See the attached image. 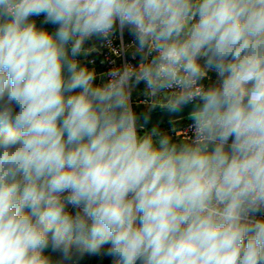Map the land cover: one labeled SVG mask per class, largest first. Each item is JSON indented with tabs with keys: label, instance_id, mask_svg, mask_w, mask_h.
Returning a JSON list of instances; mask_svg holds the SVG:
<instances>
[{
	"label": "clouds",
	"instance_id": "obj_1",
	"mask_svg": "<svg viewBox=\"0 0 264 264\" xmlns=\"http://www.w3.org/2000/svg\"><path fill=\"white\" fill-rule=\"evenodd\" d=\"M117 29L141 62L98 85L76 57ZM141 82L190 142L138 132ZM258 213L264 0H0V264H264Z\"/></svg>",
	"mask_w": 264,
	"mask_h": 264
},
{
	"label": "built area",
	"instance_id": "obj_2",
	"mask_svg": "<svg viewBox=\"0 0 264 264\" xmlns=\"http://www.w3.org/2000/svg\"><path fill=\"white\" fill-rule=\"evenodd\" d=\"M125 30L126 29H117L107 39H98L100 58L99 60L93 57L90 59L91 67L95 68L98 62L102 65V71L100 73L104 74L106 82L111 78L109 73L113 69L120 68L125 64L136 66L141 62V60H139L140 53L137 52L135 48V38L132 34L127 37ZM141 83L144 86V94L138 100L133 97L131 91L130 102L133 110L135 106L149 107L148 102H150V97L146 95V88L144 83ZM202 83H204L205 86L208 85L204 81H202ZM191 124V118H188L178 127H176L171 134L181 143L190 142L193 136V129L191 128ZM66 211L71 214H75V212L73 211V206L71 205L66 206ZM257 218H264V214L258 213Z\"/></svg>",
	"mask_w": 264,
	"mask_h": 264
},
{
	"label": "trees",
	"instance_id": "obj_3",
	"mask_svg": "<svg viewBox=\"0 0 264 264\" xmlns=\"http://www.w3.org/2000/svg\"><path fill=\"white\" fill-rule=\"evenodd\" d=\"M33 19H35L38 27H43V28L47 29L49 32H54L53 25H51V24H43V19H44L43 16L34 17ZM125 33H126L127 37H129L131 35V33L127 29L125 30ZM139 60H141V54L139 56ZM204 82H206L208 84L207 78L204 80ZM156 109H159V107L156 108ZM134 110H135L136 113H147V112L153 111V110H150L149 107H141V106H135ZM187 119H185V120H187ZM185 120H183L181 122H178V123L170 122V123H165V124H161V125L151 126L148 131L141 130V131H138V132H140V134L143 135V134H145L147 132H151L153 129H158L160 132L168 134L172 138L173 142L181 143L171 133L176 127H178L180 124H182ZM107 247L108 246L105 245L101 249L100 253H95V254L87 252V251H84L82 254H79L80 255V259H79L78 264H113L112 258L110 256H107V255L103 254L104 249H106ZM45 253H46V255H50L53 260H55V259H57L59 257V253L58 252H53L51 250V245L49 246L48 249L45 250ZM138 264H139V262H138Z\"/></svg>",
	"mask_w": 264,
	"mask_h": 264
},
{
	"label": "crops",
	"instance_id": "obj_4",
	"mask_svg": "<svg viewBox=\"0 0 264 264\" xmlns=\"http://www.w3.org/2000/svg\"><path fill=\"white\" fill-rule=\"evenodd\" d=\"M84 48L87 50L86 53H82L79 55V63L83 67H87L89 70H94L96 74L95 83L98 85L106 83V79L104 74L100 73L102 71V65L98 62L97 65L94 67L90 66V59L96 58L99 60L100 58V51L98 47V39L93 37L92 39L85 42ZM208 84L213 83L217 80V74L213 71L208 72ZM132 95L133 97L138 100L144 94V86L142 83L136 85L132 88Z\"/></svg>",
	"mask_w": 264,
	"mask_h": 264
},
{
	"label": "water",
	"instance_id": "obj_5",
	"mask_svg": "<svg viewBox=\"0 0 264 264\" xmlns=\"http://www.w3.org/2000/svg\"><path fill=\"white\" fill-rule=\"evenodd\" d=\"M53 29L55 31L54 25ZM76 59L79 61V56L76 57ZM190 111V108H185L182 113H171L164 108H159L147 113H137V115L140 119V123L144 125V128L142 130L148 131L151 126L170 122L178 123L187 118H190ZM138 131H141V129H138ZM73 211L76 212L77 209L73 207Z\"/></svg>",
	"mask_w": 264,
	"mask_h": 264
}]
</instances>
